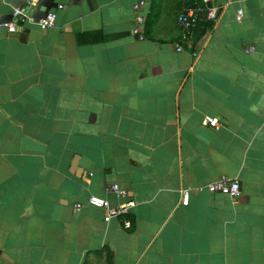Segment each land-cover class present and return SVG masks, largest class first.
<instances>
[{
	"label": "crops",
	"instance_id": "0c3cea01",
	"mask_svg": "<svg viewBox=\"0 0 264 264\" xmlns=\"http://www.w3.org/2000/svg\"><path fill=\"white\" fill-rule=\"evenodd\" d=\"M139 1L0 0L57 16L0 27V264H264V0L195 25L202 0H144V38ZM91 195L134 201L132 227Z\"/></svg>",
	"mask_w": 264,
	"mask_h": 264
},
{
	"label": "built area",
	"instance_id": "2783aa9c",
	"mask_svg": "<svg viewBox=\"0 0 264 264\" xmlns=\"http://www.w3.org/2000/svg\"><path fill=\"white\" fill-rule=\"evenodd\" d=\"M145 1L141 0L133 5L135 16L134 23L132 27V32L139 38L145 37V22L146 16L142 11ZM60 8L63 5L59 6ZM205 12L208 20L216 23L219 20V8L214 4V0H202V6L191 7L185 12L179 15V21L183 24L195 25L198 24L201 20V14ZM56 13L49 12L46 15L36 18L32 14L26 11L24 8H15L13 11V17L11 20L0 22V27H5L11 32H15L18 29L20 22H30L37 24L42 29H48L55 26L56 24ZM243 11L238 12V19H242ZM254 46L246 47V52L254 50ZM177 49H182L180 45H177ZM205 125L211 128H218L221 125V119L215 115H206L204 119ZM207 189L211 192H221L229 195L233 199H236L241 194V183L238 179H233L230 177L223 176L211 183L208 184ZM110 190L117 193L121 197H126L128 191L121 188L117 183L111 185ZM188 201V191H184V202ZM88 202L95 206L104 209L105 221H110L113 218H118L123 216L124 227L129 229L132 227V221L126 217L129 213L130 208L135 205V202L128 200L127 202L121 203L119 205H112L107 199L102 198L97 195H91L88 199ZM77 207L80 208L81 205L77 204Z\"/></svg>",
	"mask_w": 264,
	"mask_h": 264
},
{
	"label": "water",
	"instance_id": "95a60500",
	"mask_svg": "<svg viewBox=\"0 0 264 264\" xmlns=\"http://www.w3.org/2000/svg\"><path fill=\"white\" fill-rule=\"evenodd\" d=\"M71 171L77 175H82L83 169L79 166V155H76L73 159Z\"/></svg>",
	"mask_w": 264,
	"mask_h": 264
}]
</instances>
